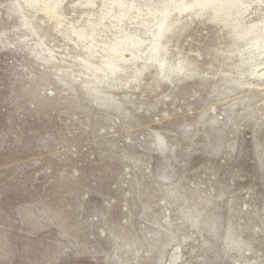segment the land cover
<instances>
[{
  "label": "rangeland",
  "instance_id": "rangeland-1",
  "mask_svg": "<svg viewBox=\"0 0 264 264\" xmlns=\"http://www.w3.org/2000/svg\"><path fill=\"white\" fill-rule=\"evenodd\" d=\"M81 1L25 26L0 0V264H264V87L231 82L228 30L184 15L167 46L182 74L96 95L98 43L135 16L114 29Z\"/></svg>",
  "mask_w": 264,
  "mask_h": 264
},
{
  "label": "bare ground",
  "instance_id": "bare-ground-1",
  "mask_svg": "<svg viewBox=\"0 0 264 264\" xmlns=\"http://www.w3.org/2000/svg\"><path fill=\"white\" fill-rule=\"evenodd\" d=\"M21 1L23 5L17 2L15 8L23 18V25H29L25 19L30 11L36 10L49 19L57 20L58 25L61 23L59 8L63 0ZM79 3L89 6L93 0ZM101 4L103 11L99 23L110 17V26L116 29L125 19L130 20L131 15L135 16V21L125 29L116 30L111 41L98 43L104 53L98 66L90 69V62L82 61L84 67L90 69L83 84L85 88L93 86L92 94L97 95L96 85L110 84V87L120 88L136 83L149 69L153 70L156 85L162 81L170 82L173 76L182 74L190 64L182 59L169 63L167 46L172 36L183 28L181 18L184 15L188 19L207 15L208 21L228 30L233 46L229 53L238 58L235 65L238 78L231 80L232 83L241 87H264V0H101ZM90 27L85 47L89 53L87 57L95 47L93 36L96 30L92 23ZM69 32L78 40L85 33L82 28L73 26ZM116 80L121 81L119 86L109 83ZM102 101L101 105L108 104L107 98L102 97ZM184 219L196 226L199 216L191 220L185 215ZM226 245L232 250L239 247L236 238L228 239Z\"/></svg>",
  "mask_w": 264,
  "mask_h": 264
}]
</instances>
